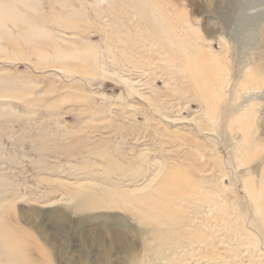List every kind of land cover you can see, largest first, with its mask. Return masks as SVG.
<instances>
[{
    "label": "rangeland",
    "instance_id": "374dc122",
    "mask_svg": "<svg viewBox=\"0 0 264 264\" xmlns=\"http://www.w3.org/2000/svg\"><path fill=\"white\" fill-rule=\"evenodd\" d=\"M130 1L0 0V12L9 7L26 22L0 23V221L20 241L11 264H48L38 246L54 264H87L98 250L107 255L88 240L82 261H67L56 248L77 250V230L46 221L70 212L83 187L119 192L139 210L166 204L174 216L168 222L139 223L121 201L75 217L83 228L108 223L140 246L161 237L177 245H165L159 258L139 252L150 263L264 264V80L257 87L245 81L252 67L264 77V61H252L264 19L251 30V44L235 30L261 0H238L232 10L229 0H167L202 34L197 48L200 69L211 75L210 100L181 52L172 57L134 40L138 15ZM170 180L180 188L176 198L155 192ZM32 211L43 215L33 222ZM1 243L0 264H8Z\"/></svg>",
    "mask_w": 264,
    "mask_h": 264
},
{
    "label": "bare ground",
    "instance_id": "6f19581e",
    "mask_svg": "<svg viewBox=\"0 0 264 264\" xmlns=\"http://www.w3.org/2000/svg\"><path fill=\"white\" fill-rule=\"evenodd\" d=\"M168 2L169 1L167 0H131L130 1V7H131L130 9L132 10V12L134 11L138 15L137 17L138 20L134 24V26H136L138 31V37H136L134 40H136V42L139 45H141L142 48H145L146 44H150L151 46H155L154 48L157 49L159 48L161 50L163 49L165 51H168V54L170 52V56L173 54V53L171 54L172 51H176V53H178L177 52L178 50L179 52H181L182 58L189 66V69L188 68L187 69L190 70L192 74H194V77L196 76L195 80L198 87L200 88V93L202 94L203 97H205L204 98L205 100H210L209 97L210 92L208 93L207 90L208 88L207 82L209 81L208 78L211 77V75H209L206 72L208 74L207 77L206 73L200 69V64L202 63L203 54L201 56L199 54L200 50L197 48L199 47L198 44L200 40L203 38L201 36L202 34H200L201 32H197L195 29L190 27L191 25L190 22L192 21L189 19L186 11L180 8H176L177 5L174 4L172 6H169ZM237 2L238 0H229L228 10H232L233 8H235ZM175 4L178 3L175 2ZM4 9L0 12L1 25L3 23H6L4 22V20L5 21L9 20L10 23H13L14 21L15 24H16L15 20L17 21L18 19L19 20L21 19L20 23L22 24H23L22 21L25 22V20L23 19L24 16L23 18H21L18 14V11L16 14L14 12L12 13L11 10L12 11L14 10L9 7H5ZM250 10L252 11H249L246 14H244V16L246 17H241L239 23H237L235 27V30L237 29V31H239L242 34L241 43L244 45L253 43L254 40H256L257 38L256 32L251 30H253L254 28H257V30H259L260 28L259 24L264 19V0L263 1L261 0L260 4L251 7ZM247 14H252L251 16L252 18L249 17L250 15ZM20 15L22 16V14ZM217 15H218L217 16L218 21L220 22L222 27L225 28V26L228 25L227 22H229L228 14L221 11L217 13ZM35 22L37 23V21ZM28 23H33V21H30ZM141 24L144 26L142 27L139 26ZM25 26L26 25H24L23 27ZM34 28L35 27H33V29ZM36 30L34 31L39 33ZM127 36L128 39L132 38L130 34ZM129 44L132 45L133 42L132 44L131 43ZM256 44L258 43L256 42ZM255 47L259 48L258 46ZM262 49H264V39L262 42ZM262 49L253 50L257 52V56H255V58H253L252 61H255L257 59L261 60L262 62L264 61V52L261 51ZM151 51L153 52L152 48ZM163 53L164 52H162V56L164 54L166 55V52L164 54ZM168 56L169 55H167V57ZM167 57L165 56L164 58ZM172 57L174 56L172 55ZM202 67H204V63ZM249 70H250L249 75L248 76L246 75L247 78L245 77L246 78L245 81L248 83V85L246 86L251 85V87H257L260 84H262L264 77L260 75L258 69L252 67V69ZM167 184H162V185L160 184L155 188V192H157L159 195H164L169 199L173 197L176 198L179 195L180 188L178 190V187L171 180L168 181ZM150 196L142 195L141 197H138V199L139 201H142V203H147L148 205L151 204L150 202H147L148 200H150L149 199ZM74 200L75 201L68 206V210L70 212H68L67 214L63 212L61 213L55 212L46 220L49 223L53 224L56 228H60L62 230L67 229V227L65 226L66 224L68 225V228L72 226L73 230L75 231L77 230L76 234L79 235V245L77 250H75L76 248L74 246H70L68 243L65 244L63 243L64 246H59L58 248H56L57 251L61 254V256H64V258H66V260L69 262L72 261L77 262L78 259L79 262L82 261L81 258L83 255L81 254L83 250L85 248L90 247V245L88 244V240L94 241L97 244L96 245L97 247L101 249H106L107 255H105L104 253L100 252V250H98L97 252H94L93 254L90 255L91 259L87 261V264H155L148 262L145 259L146 255H143V257H141L142 254L140 255L139 252L142 253L143 250L145 251V253H147L148 251L150 252L151 255H153L154 258L157 257L159 258V256H161L162 254L163 249L165 248V245H169V249L177 248V245H175L172 241L170 242L164 241L163 237H161V239L158 241V245H154L150 247L143 240V242H140L141 243L140 246L136 244V242L133 239V236L129 237L123 234L121 231H119L118 228L107 225L108 223L104 224L102 230H98L96 227L83 228L79 218L77 219L75 218L76 215L78 214L80 215L82 213L94 211L97 209H104L108 207L112 209L114 207H117L116 202L121 201L122 204L128 210V212L130 213V215L139 223L145 224L147 222L146 218H150V219L152 218L158 222L159 221L168 222L169 220L172 221L174 219V216L172 212L169 211L166 204L164 203H158V204L153 203L149 205L150 207L139 210L137 207L134 208L130 206L126 195H122L119 192L118 193L112 192L109 189H104L100 187H96V189L94 187H89L85 189L83 187V189H78L77 192L75 193ZM41 214L43 215L42 212L32 211L29 214H27V217L29 219H32L33 222H35L37 218L41 216ZM71 214L73 215L72 220H70ZM166 225L168 224L166 223ZM40 230L49 242H51L52 244L56 243L55 238L47 230L44 224L41 225ZM199 238L201 239V242H203L202 240L203 237H199ZM0 241H2L1 244L3 249L2 251L3 256H5L7 263L11 264L13 258L16 255H18L20 252L19 251L20 241L17 239V237L11 236L9 233L7 234L4 224H2L1 221H0ZM38 251H40L42 255L41 261L45 260L48 264H54L52 255L49 251H46L45 248L43 247L40 248L39 246H38ZM77 251H79V253H77ZM116 253L117 254L119 253L121 255L117 256L115 255Z\"/></svg>",
    "mask_w": 264,
    "mask_h": 264
}]
</instances>
